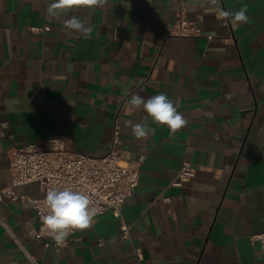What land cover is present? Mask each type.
Here are the masks:
<instances>
[{
	"label": "crops",
	"instance_id": "0c3cea01",
	"mask_svg": "<svg viewBox=\"0 0 264 264\" xmlns=\"http://www.w3.org/2000/svg\"><path fill=\"white\" fill-rule=\"evenodd\" d=\"M52 2L0 0V183L12 142L65 135L69 148L101 155L114 123L138 183L119 215H96L60 249L35 237L31 204L0 199V264H264V243L250 240L264 231V0H107L49 18ZM244 6L247 22L219 15ZM180 14L202 35L170 34ZM72 15L87 38L65 28ZM136 93L167 94L188 124L173 135L129 103ZM126 121L155 134L136 138ZM183 161L194 176L170 185ZM15 190L42 194L36 181Z\"/></svg>",
	"mask_w": 264,
	"mask_h": 264
},
{
	"label": "built area",
	"instance_id": "2783aa9c",
	"mask_svg": "<svg viewBox=\"0 0 264 264\" xmlns=\"http://www.w3.org/2000/svg\"><path fill=\"white\" fill-rule=\"evenodd\" d=\"M29 28L32 31H43L47 26L32 25ZM169 33L187 37L199 36L203 32L193 21L180 14L170 26ZM211 37L210 34L207 35V38ZM121 105L122 100H120V107ZM4 134L0 131V135ZM120 142V129L117 123H114L112 127L110 147L101 155H92L69 148L65 135L47 138L41 142L23 144L12 142L8 150L10 182L7 185L0 183V199L11 198L25 205L31 204L37 221L35 237L42 240L45 246L60 249L67 243L64 246H57L48 232L42 229L41 215L47 212L43 203L47 191L52 188L71 187L90 197L92 206L96 209V215L107 209L119 215L121 204L127 196L132 194L139 177L138 162L132 159L128 150L120 147ZM194 174L195 167L190 162L183 161L169 184L180 186ZM32 181L40 185L41 196L30 197L16 192L17 186ZM128 229L129 225L122 222L121 236L127 237ZM76 231L73 230L71 234ZM250 240L264 243V231L251 234Z\"/></svg>",
	"mask_w": 264,
	"mask_h": 264
},
{
	"label": "clouds",
	"instance_id": "9594fccd",
	"mask_svg": "<svg viewBox=\"0 0 264 264\" xmlns=\"http://www.w3.org/2000/svg\"><path fill=\"white\" fill-rule=\"evenodd\" d=\"M210 7H219L221 0H205ZM107 0H53L47 7L46 14L49 18H57L67 14L75 8H85L91 14L96 8H102ZM247 7H241L238 11L221 9L219 15L229 19L233 24L247 22ZM64 26L68 30H74L87 38L91 28L87 26L86 20L79 16L72 15L64 20ZM129 103L137 109L141 107L157 125H166L171 133L175 135L184 128L188 121L178 111L174 101L168 98L167 94L145 98L140 93L133 94ZM132 134L136 138H145L151 132L155 134L156 129L150 128L146 122L133 123L126 121ZM46 214L41 215L42 229L47 231L57 246H64L73 230H86L92 225L96 209L93 202L84 192L74 190L71 187L63 189L52 188L47 191L43 201Z\"/></svg>",
	"mask_w": 264,
	"mask_h": 264
}]
</instances>
